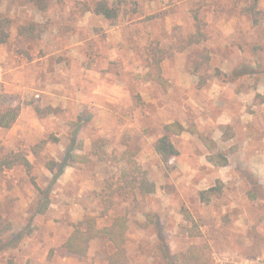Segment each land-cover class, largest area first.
<instances>
[{
  "label": "rangeland",
  "instance_id": "obj_1",
  "mask_svg": "<svg viewBox=\"0 0 264 264\" xmlns=\"http://www.w3.org/2000/svg\"><path fill=\"white\" fill-rule=\"evenodd\" d=\"M96 1L0 0V18L10 20L0 42V113L19 109L0 126V155L21 151L31 163L0 173V213L22 233L0 249V264H107L105 238L83 256L62 248L88 215L99 227L127 217L125 264H198L183 257L190 246L205 254L201 264H264V0H107L119 12L113 21L82 11ZM195 14L205 38L181 50ZM29 22L37 28L27 38L18 28ZM152 47L165 50L166 89L146 78ZM171 121L185 130L171 134L179 153L163 162L153 142ZM192 124L227 165L206 159ZM226 125L233 136L223 140ZM126 148L154 192L119 188ZM68 149L89 160L69 161L54 178L46 164L60 165ZM217 178L222 194L201 201Z\"/></svg>",
  "mask_w": 264,
  "mask_h": 264
},
{
  "label": "trees",
  "instance_id": "obj_2",
  "mask_svg": "<svg viewBox=\"0 0 264 264\" xmlns=\"http://www.w3.org/2000/svg\"><path fill=\"white\" fill-rule=\"evenodd\" d=\"M92 9L96 14L102 15L108 20H115L118 17V9L113 7L107 0H98L94 3L93 7L84 4L82 11ZM254 8L252 7V11ZM196 21V30L191 33L187 39L186 44H180V49L183 50L186 46L191 44H197L205 38V34L202 31L203 22L194 15ZM10 23L9 18L6 16L0 18V42L4 43L8 38V31L6 26ZM37 25L34 22H29L25 26L18 28V33L27 38L33 35ZM165 58V50L162 48H150L148 50L147 57V73L146 78L160 84L163 88L168 87V80L164 77L162 72V61ZM209 54L204 53L201 55L198 64L207 62ZM217 74L220 70H216ZM203 82L200 81V83ZM257 97L264 103V91L258 93ZM19 114L18 107H7L0 113V126L9 127L17 119ZM185 130V127L179 121H171L163 125L162 134L159 135L153 142V148L161 161L167 162L171 157L177 156L179 151L173 141L171 140V134H180ZM192 133H197L202 143L206 146L210 152L206 155V159L215 166H224L228 164V158L222 151H211L216 146L215 140L212 138L199 134L197 128L192 124L190 127ZM233 136V129L231 125H226L222 134L223 140H228ZM39 146V145H38ZM122 158L125 160L126 168L121 171L119 176V188H127L128 190H138L141 194L152 193L155 191V183L148 179L146 172L141 168L140 164L134 157V152L126 148L121 153ZM99 158H102L100 153H97ZM89 158L85 154H78L71 152L68 149L65 156V160L58 165L53 160H49L46 164L47 168L54 172V178L62 173L65 165L71 162H86ZM18 163L24 165L27 170L31 167V163L27 157L21 151H10L0 155V173L6 170L12 169ZM59 166V167H58ZM224 182L217 178L214 185L209 186L199 192L200 200L203 202H209L214 197H219L222 194ZM44 194L42 201L38 207L39 212L45 211L49 203L48 198L45 195V190L40 189ZM184 217L193 222L194 219L191 213L187 210H183ZM128 231L127 217L124 215L115 216L109 223L102 227H99L94 216L88 215L83 219L73 224L71 232L67 235L62 243V248L73 254L80 256L86 255L89 249V245L93 239L105 238L107 239L113 250L108 255L107 264H125L127 258V251L125 247L126 235ZM22 237V233L14 230L11 220L5 215L0 213V249L6 247H14L18 244ZM183 257L188 260H194L198 264L206 262V256L195 246H190L187 251L183 253ZM5 264H13V261L9 259ZM28 264V263H26Z\"/></svg>",
  "mask_w": 264,
  "mask_h": 264
}]
</instances>
